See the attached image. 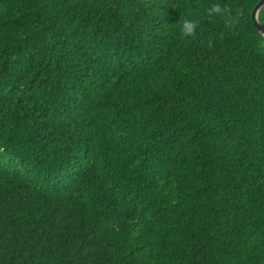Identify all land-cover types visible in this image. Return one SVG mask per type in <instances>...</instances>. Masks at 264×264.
Masks as SVG:
<instances>
[{"label":"trees","instance_id":"trees-1","mask_svg":"<svg viewBox=\"0 0 264 264\" xmlns=\"http://www.w3.org/2000/svg\"><path fill=\"white\" fill-rule=\"evenodd\" d=\"M258 1L0 0V264H264Z\"/></svg>","mask_w":264,"mask_h":264},{"label":"clouds","instance_id":"clouds-1","mask_svg":"<svg viewBox=\"0 0 264 264\" xmlns=\"http://www.w3.org/2000/svg\"><path fill=\"white\" fill-rule=\"evenodd\" d=\"M209 17L222 16L225 17V27L231 29L238 23L236 17H232L230 10L226 6H222L220 3H212L206 10ZM199 26V21L184 20L180 25V38H195L196 29ZM211 46V44L209 45Z\"/></svg>","mask_w":264,"mask_h":264},{"label":"water","instance_id":"water-1","mask_svg":"<svg viewBox=\"0 0 264 264\" xmlns=\"http://www.w3.org/2000/svg\"><path fill=\"white\" fill-rule=\"evenodd\" d=\"M264 6V0H259L253 7L251 11V19L255 28L264 36V26L258 20V11Z\"/></svg>","mask_w":264,"mask_h":264}]
</instances>
